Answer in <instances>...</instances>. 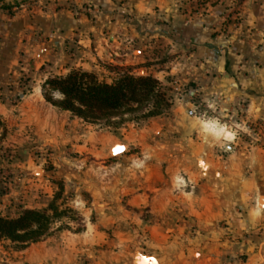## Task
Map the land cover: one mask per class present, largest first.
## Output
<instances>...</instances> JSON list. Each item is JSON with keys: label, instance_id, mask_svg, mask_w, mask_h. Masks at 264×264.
I'll return each instance as SVG.
<instances>
[{"label": "rangeland", "instance_id": "rangeland-1", "mask_svg": "<svg viewBox=\"0 0 264 264\" xmlns=\"http://www.w3.org/2000/svg\"><path fill=\"white\" fill-rule=\"evenodd\" d=\"M219 1L223 2L188 0L185 10L202 11ZM234 4L231 1L228 7ZM44 7L41 0H0L4 18L0 19V63L5 67L0 71V79L5 80L0 82V215L15 218L30 209L50 217L49 229L38 241L20 246L0 239L1 249L17 258L39 246L40 251L31 250L23 264H156L159 258L158 264H174L178 249L159 245L172 242L182 222L174 197L196 186V192L206 188L217 200V187L226 186L230 155L254 144L264 150V87L241 90L242 99L236 103L223 102L210 88L208 72L193 75L190 48L166 30L162 38L137 32L127 47L131 49L124 48L128 52L119 49L121 57L94 62L90 70L70 67L37 88L33 75L14 64L22 62V53L13 45L14 35H4L3 25L20 11ZM74 70L91 73L107 84L123 74L151 76L166 88L171 105L150 117H143L146 111L141 110L83 120L45 99L46 94L53 101L60 99L45 82ZM254 98L258 110L251 113L247 105ZM194 143L199 151L191 148ZM114 147L121 150L112 154ZM192 173V183L187 179L169 183L170 178H188ZM146 183L173 188L168 213L151 226L146 225L151 224L152 199L142 194H149ZM246 202L264 211V195L255 194ZM234 209L243 212L241 207ZM225 222H219L224 229ZM259 228L235 238L231 255L195 242L200 245L192 247L189 264H218L224 255L239 264H264V234L253 233ZM223 231L230 236L228 229ZM185 234L190 241L197 236L191 229Z\"/></svg>", "mask_w": 264, "mask_h": 264}, {"label": "crops", "instance_id": "crops-1", "mask_svg": "<svg viewBox=\"0 0 264 264\" xmlns=\"http://www.w3.org/2000/svg\"><path fill=\"white\" fill-rule=\"evenodd\" d=\"M41 1L45 3L43 9L20 11L3 25L4 35H14L13 45L22 53V62L14 64L33 75L38 82L37 88L48 77L62 75L70 67L90 70L94 62L121 57L119 49L128 52L124 48L131 46L137 32L143 31L145 35L155 34L161 38L169 31L168 35L175 41L188 46L193 75L208 72L207 82L223 102L236 103L242 99L241 90L264 87V0H223L197 12L185 10L188 0ZM231 1L235 4L229 8ZM2 50L8 52L5 48ZM3 65L1 62L2 72ZM4 81L0 79L2 84ZM247 106L251 113L258 110L257 99H250ZM191 148L201 149L195 143ZM170 179V184L185 183V179L192 183L195 176L192 173L188 178ZM147 184L144 189L149 194L145 191L142 194L152 199L148 219L151 224L146 225L151 226L168 213V207L173 203V188L161 187L160 183L149 187ZM194 188L180 191L174 197V204L178 205L177 217L182 222L176 227L172 242H159L161 246L171 244L178 249L174 264L191 263L188 257L195 252L192 247H199V243L195 244L198 241L202 248L212 245V252L221 248L220 251L228 250L231 255L232 247L237 243L235 238L240 239L247 230L260 225V230L253 233L263 236L264 211L246 202L255 194L264 195V150L258 145L230 155L226 186L217 187V200L213 195L209 196L206 188L202 193ZM234 207L243 208V212L239 214ZM222 220L226 221L225 229L219 224ZM190 229L197 235L192 241L185 234ZM227 229L228 237L223 231ZM38 247L22 251L17 258L4 253L0 247V264H23L29 260L31 250L40 251ZM160 260L156 259V264ZM220 262L239 264L237 260L226 259L225 255Z\"/></svg>", "mask_w": 264, "mask_h": 264}, {"label": "trees", "instance_id": "trees-1", "mask_svg": "<svg viewBox=\"0 0 264 264\" xmlns=\"http://www.w3.org/2000/svg\"><path fill=\"white\" fill-rule=\"evenodd\" d=\"M46 86L60 95L53 101L57 108L83 120L99 121L127 112L145 110L143 117L161 114L171 105L166 88L151 76L123 74L112 83L99 82L91 73L74 70L53 77ZM2 126L0 120V127ZM50 217L45 212L26 209L15 218L0 215V239L24 246L38 241L49 229Z\"/></svg>", "mask_w": 264, "mask_h": 264}, {"label": "water", "instance_id": "water-1", "mask_svg": "<svg viewBox=\"0 0 264 264\" xmlns=\"http://www.w3.org/2000/svg\"><path fill=\"white\" fill-rule=\"evenodd\" d=\"M121 149L119 147H114L111 151L112 154H116L117 152H119ZM152 261V260H151Z\"/></svg>", "mask_w": 264, "mask_h": 264}]
</instances>
